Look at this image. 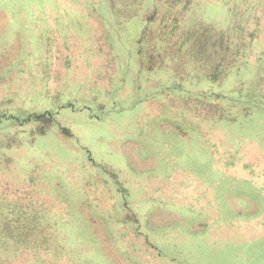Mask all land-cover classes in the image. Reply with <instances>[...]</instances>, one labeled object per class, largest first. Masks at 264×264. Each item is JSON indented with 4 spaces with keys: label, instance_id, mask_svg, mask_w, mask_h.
<instances>
[{
    "label": "rangeland",
    "instance_id": "1",
    "mask_svg": "<svg viewBox=\"0 0 264 264\" xmlns=\"http://www.w3.org/2000/svg\"><path fill=\"white\" fill-rule=\"evenodd\" d=\"M0 264H264V0H0Z\"/></svg>",
    "mask_w": 264,
    "mask_h": 264
}]
</instances>
